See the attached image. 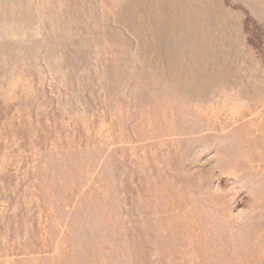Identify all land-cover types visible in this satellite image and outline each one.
<instances>
[{"label":"rangeland","instance_id":"rangeland-1","mask_svg":"<svg viewBox=\"0 0 264 264\" xmlns=\"http://www.w3.org/2000/svg\"><path fill=\"white\" fill-rule=\"evenodd\" d=\"M0 264H264V0H0Z\"/></svg>","mask_w":264,"mask_h":264}]
</instances>
